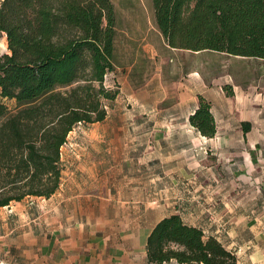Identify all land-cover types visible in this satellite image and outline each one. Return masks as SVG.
Instances as JSON below:
<instances>
[{
  "label": "crops",
  "instance_id": "crops-1",
  "mask_svg": "<svg viewBox=\"0 0 264 264\" xmlns=\"http://www.w3.org/2000/svg\"><path fill=\"white\" fill-rule=\"evenodd\" d=\"M115 29L105 86L113 89L108 76L120 83L112 102L124 105H106L103 121L77 126L87 134L82 150L67 149L71 131L53 195L0 208V263L149 264L151 231L180 214L236 264H264V83L225 87L219 76L226 56L232 65L264 59L171 47L155 15L149 26ZM199 96L211 103L214 136L190 122Z\"/></svg>",
  "mask_w": 264,
  "mask_h": 264
},
{
  "label": "trees",
  "instance_id": "trees-1",
  "mask_svg": "<svg viewBox=\"0 0 264 264\" xmlns=\"http://www.w3.org/2000/svg\"><path fill=\"white\" fill-rule=\"evenodd\" d=\"M155 22L174 48L264 59V0H152ZM112 0H1L0 208L50 197L63 171L62 147L76 126L103 121L114 68ZM191 124L214 136L211 103L199 96ZM149 264H236V255L180 214L161 219L147 241Z\"/></svg>",
  "mask_w": 264,
  "mask_h": 264
},
{
  "label": "rangeland",
  "instance_id": "rangeland-1",
  "mask_svg": "<svg viewBox=\"0 0 264 264\" xmlns=\"http://www.w3.org/2000/svg\"><path fill=\"white\" fill-rule=\"evenodd\" d=\"M112 2L116 9V26L120 30L118 35L121 34V30L131 24L145 23L149 26V23L153 22L154 8L152 0H112ZM5 52H8L7 37L5 34H0V53L2 54ZM225 60L227 65L226 72L223 74L220 71L219 73V76L225 81V87L230 83L233 84L235 81L251 83L255 87H260L261 83H264V73H261V71L264 70L263 61L256 59L245 60L244 62H235L234 65H232L230 62V56H226ZM215 63H217L216 59H211V67L209 70L211 76L216 74ZM232 72L235 73L237 79H235ZM107 81L106 84L110 85L113 88V91L120 90V83L112 81V78L109 76ZM232 84H230L231 87H233ZM0 100L4 102L11 111L15 110L16 101L14 99L1 98ZM104 103L106 105H124L121 104L120 100L116 103L112 102V100L105 99ZM128 107L130 108L132 105H128ZM84 131V126H80V128L76 126V132L71 135L67 149L70 151H77L86 147L85 139L87 134ZM4 216L7 217L5 213L0 214V229H4L3 225L7 222V218H4Z\"/></svg>",
  "mask_w": 264,
  "mask_h": 264
},
{
  "label": "built area",
  "instance_id": "built-area-1",
  "mask_svg": "<svg viewBox=\"0 0 264 264\" xmlns=\"http://www.w3.org/2000/svg\"><path fill=\"white\" fill-rule=\"evenodd\" d=\"M0 264H6V263H4V262H1Z\"/></svg>",
  "mask_w": 264,
  "mask_h": 264
}]
</instances>
